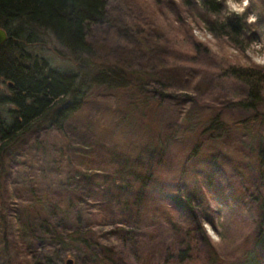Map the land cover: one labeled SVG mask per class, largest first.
<instances>
[{
  "label": "rangeland",
  "instance_id": "1",
  "mask_svg": "<svg viewBox=\"0 0 264 264\" xmlns=\"http://www.w3.org/2000/svg\"><path fill=\"white\" fill-rule=\"evenodd\" d=\"M148 8L146 0H108L114 24L106 51L97 47L95 61L105 53L109 63L122 62L128 84L92 88L61 131L30 133L0 159V264L89 262L77 244L55 253L41 242L40 226L60 225L59 235L108 232L116 211L99 187L106 177L128 183L130 201L139 196L136 217L145 237L140 248L116 241L118 264H250L263 251L255 242L264 197V169L258 165L264 91L253 108H244L246 88L220 72L232 64L264 68L248 55L253 41L264 42V0H250L246 14L258 20L245 24L243 48L216 40L202 22L180 36L168 33L176 24L167 27L166 15H151ZM61 51L53 42L31 49L51 68L75 71ZM8 89L0 78V99L10 95ZM12 109L0 104V117L9 122ZM213 120L221 129L206 131ZM196 146V156L188 158ZM149 168L153 180L144 187L132 172ZM88 172L94 177L89 184L82 179ZM176 191L196 193L195 224L187 225L170 206Z\"/></svg>",
  "mask_w": 264,
  "mask_h": 264
},
{
  "label": "trees",
  "instance_id": "2",
  "mask_svg": "<svg viewBox=\"0 0 264 264\" xmlns=\"http://www.w3.org/2000/svg\"><path fill=\"white\" fill-rule=\"evenodd\" d=\"M146 2L150 5L146 10L151 15H166L167 27L176 24V29L167 28L168 33L171 31L180 36L181 33L189 32L190 25L202 22L216 40L235 48H243L247 44L244 36L247 14L245 18L226 16L224 6L218 0H179V4L173 0ZM156 8L160 11L157 12ZM111 20L108 0H0V29L7 35L6 42L0 46V78L8 83L10 93L0 99V104L13 106L8 113L9 122L0 117V159L8 148L30 133L44 127L61 131L68 119L82 107L92 88H120L128 84L122 62H119L122 65L109 63L105 53L102 62L95 61V54L99 50L97 47L106 51L107 35L114 24ZM48 42L62 48L64 52H59V57L74 64L75 71L51 68L47 60L32 54L33 47L48 45ZM172 62V59L167 60L169 65ZM220 73L225 77L229 75L246 88L247 93L240 101L242 107L253 108V104L262 98L263 67L232 64L222 68ZM219 128L221 126L213 120L206 131ZM196 150L197 146L188 158H194ZM258 157L259 169L263 171L264 142L259 147ZM150 170L152 168L142 174L134 171L132 176L137 182L143 178L146 187L153 180V172ZM82 179L89 184L94 177L88 172L82 175ZM105 181V186L99 187L111 199L110 204L113 201L116 211V222L114 225L108 224V232L95 237L93 233L82 234L76 229L59 235L60 225L50 226L45 221L40 226L41 242L50 243L55 253L65 251L69 244H77L79 250L91 258L85 264H118L121 259H115L112 246L116 241L127 248L143 247L145 237L140 235L141 228L136 217L139 196L136 194V199L130 201V196H127L128 183H123L125 186L117 185L107 180V177ZM184 194L182 196L176 191V199L170 196L169 204L187 225L190 222L195 224L199 219L195 211L199 205L198 198L194 191ZM258 211L255 245H260L263 251L250 264H264V197L259 202ZM106 225L100 224L103 229ZM38 264L57 263L54 259L46 258Z\"/></svg>",
  "mask_w": 264,
  "mask_h": 264
},
{
  "label": "clouds",
  "instance_id": "3",
  "mask_svg": "<svg viewBox=\"0 0 264 264\" xmlns=\"http://www.w3.org/2000/svg\"><path fill=\"white\" fill-rule=\"evenodd\" d=\"M224 2V14L231 17L235 16L238 18H245V13L250 6V0H223ZM258 17L249 13L244 22L252 25L257 23ZM261 49H264V42H255L253 41L250 44V48L248 50V55L252 57L254 63L258 66H264V53L261 52ZM204 228L208 235L213 238V240L217 239L212 231L211 226L205 222Z\"/></svg>",
  "mask_w": 264,
  "mask_h": 264
},
{
  "label": "water",
  "instance_id": "4",
  "mask_svg": "<svg viewBox=\"0 0 264 264\" xmlns=\"http://www.w3.org/2000/svg\"><path fill=\"white\" fill-rule=\"evenodd\" d=\"M7 40V35L4 30L0 29V46H2ZM65 264H73L72 260H67Z\"/></svg>",
  "mask_w": 264,
  "mask_h": 264
},
{
  "label": "flooded vegetation",
  "instance_id": "5",
  "mask_svg": "<svg viewBox=\"0 0 264 264\" xmlns=\"http://www.w3.org/2000/svg\"><path fill=\"white\" fill-rule=\"evenodd\" d=\"M10 86V85H9Z\"/></svg>",
  "mask_w": 264,
  "mask_h": 264
}]
</instances>
